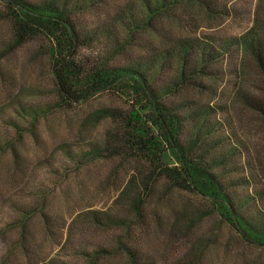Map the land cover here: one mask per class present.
<instances>
[{"label":"rangeland","instance_id":"rangeland-1","mask_svg":"<svg viewBox=\"0 0 264 264\" xmlns=\"http://www.w3.org/2000/svg\"><path fill=\"white\" fill-rule=\"evenodd\" d=\"M75 1L74 22L88 35L83 41L85 56L144 74L161 101L183 117V139L197 135L209 154L221 155L235 146L232 158H221L224 177L250 178L255 171L257 182L248 187L264 189V120L235 96L240 91L264 99V77L237 46L225 50L231 38H241L253 25L264 37V0ZM7 27L0 5V41L10 40ZM0 68L11 80L0 76V142L4 138L10 142L0 150V264H44L52 259L78 264L80 257L71 249L60 252L69 222L89 209L113 210V200L131 172L129 163L120 165L100 150L112 140L109 132L116 133L107 110L126 109L129 94L120 88L72 109L58 108L49 61L36 53L33 44L16 47L14 57L1 60ZM19 102L41 106L39 113L50 112L40 114L30 127V119L12 111ZM238 141L247 149L239 148ZM11 144L27 166L26 174L8 170ZM170 196L176 210L196 202L182 191L172 190ZM252 204L250 210L244 207L245 213L257 208L256 216L264 224V201L256 196ZM44 214L52 220L51 231ZM206 228V222L200 223L191 238L202 236ZM119 232L121 228L113 227L95 236L111 245ZM227 236L223 227L222 242L201 251L204 264H264V248L226 251ZM78 238L77 232L72 240ZM166 245L154 242L158 264H172L188 251L183 252L182 246L165 252Z\"/></svg>","mask_w":264,"mask_h":264},{"label":"trees","instance_id":"trees-1","mask_svg":"<svg viewBox=\"0 0 264 264\" xmlns=\"http://www.w3.org/2000/svg\"><path fill=\"white\" fill-rule=\"evenodd\" d=\"M70 3L69 0L39 3L0 0L10 37L9 41H0V61L13 58L19 45L33 44L36 53L49 61L58 108L72 109L95 95L116 92L120 88L131 100L124 110H107L106 117L115 125L116 133L109 132L112 140L100 147L106 152L105 158L118 161L120 165L130 164L131 172L126 175L125 185L113 200V210L89 209L71 219L60 252L71 249L80 257L78 264H158L155 255L159 253L154 242L162 241L167 243L165 252L170 249L174 252L182 246H185L183 252L188 250L172 264H204L201 251L208 244L222 242L223 227L228 230L226 251L241 252L247 246L264 248V224L260 216H256L258 210L254 207L246 214L244 208L250 210L256 196L264 201V189L252 191L248 187L257 182L255 171L249 173L250 178L227 180L220 170L224 164L221 158H232L235 146L221 155L219 152L209 154L197 135L183 139V117L161 101L160 93L152 89L144 74L107 66L94 56H85L83 41L88 35L85 36L82 26L74 22L72 7L76 1ZM230 46H237L243 57L249 56L254 71L264 77V37L257 26L249 28L241 38H231L225 50L231 51ZM183 52L188 56L187 49ZM183 68L181 64L180 78L184 77ZM0 76L11 83L9 75L1 68ZM235 96L264 120L263 98L240 91ZM40 107H26L19 102L12 111L22 119H30L32 127L40 114L50 112L39 113ZM8 122L18 128L11 119ZM200 129L198 127L197 131ZM5 143L10 144L7 138L0 142V150ZM10 147L12 157L8 170L17 176L26 174L27 166L15 147L12 144ZM238 147L247 149L245 143L239 141ZM172 190L189 193L196 202L191 206L182 204L181 209L176 210L170 196ZM44 221L51 231L52 220L44 214ZM202 222L207 223L202 236L191 238ZM113 227L121 228V232L113 236L111 245L102 244L95 235ZM77 232L79 238L73 241ZM190 242L193 245L187 247ZM44 264L71 263L52 259Z\"/></svg>","mask_w":264,"mask_h":264}]
</instances>
